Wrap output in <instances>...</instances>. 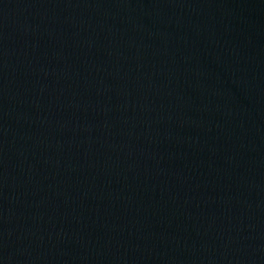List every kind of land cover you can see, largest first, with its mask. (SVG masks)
<instances>
[{
	"label": "water",
	"instance_id": "1",
	"mask_svg": "<svg viewBox=\"0 0 264 264\" xmlns=\"http://www.w3.org/2000/svg\"><path fill=\"white\" fill-rule=\"evenodd\" d=\"M0 264H264V0H0Z\"/></svg>",
	"mask_w": 264,
	"mask_h": 264
}]
</instances>
